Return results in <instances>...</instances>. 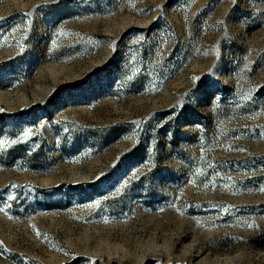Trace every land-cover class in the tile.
<instances>
[{
	"label": "rangeland",
	"instance_id": "obj_1",
	"mask_svg": "<svg viewBox=\"0 0 264 264\" xmlns=\"http://www.w3.org/2000/svg\"><path fill=\"white\" fill-rule=\"evenodd\" d=\"M0 109V264H264V0H0Z\"/></svg>",
	"mask_w": 264,
	"mask_h": 264
},
{
	"label": "snow or ice",
	"instance_id": "obj_2",
	"mask_svg": "<svg viewBox=\"0 0 264 264\" xmlns=\"http://www.w3.org/2000/svg\"><path fill=\"white\" fill-rule=\"evenodd\" d=\"M0 111H3V109H0ZM30 135H31V130L29 129V130L23 132V137H22V138H26V137H28V136H30ZM18 142H19V141H17V140H13V141H12L13 144H16V143H18ZM241 150H243V149H241ZM101 175H103V174H101ZM126 184H127V182H124V184L121 185V187H124ZM13 187H14V186H13ZM13 198H14V197H13ZM105 199H107V198H105ZM95 203H96L97 206H99V204L101 203V201H100V200H97ZM5 207H7V205H5ZM225 211H227V209H225ZM38 234H39V233H38ZM0 243H2V242H0Z\"/></svg>",
	"mask_w": 264,
	"mask_h": 264
}]
</instances>
